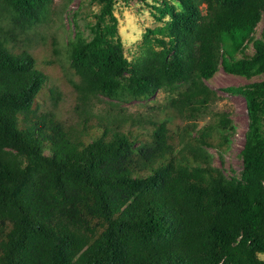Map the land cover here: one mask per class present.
<instances>
[{"label": "trees", "instance_id": "trees-1", "mask_svg": "<svg viewBox=\"0 0 264 264\" xmlns=\"http://www.w3.org/2000/svg\"><path fill=\"white\" fill-rule=\"evenodd\" d=\"M50 1L0 0V264H264V81L226 89L248 118L238 181L212 164L235 126L206 84L264 74V0H153L134 61L116 0L37 59L24 36ZM159 90V109L119 107Z\"/></svg>", "mask_w": 264, "mask_h": 264}, {"label": "rangeland", "instance_id": "rangeland-1", "mask_svg": "<svg viewBox=\"0 0 264 264\" xmlns=\"http://www.w3.org/2000/svg\"><path fill=\"white\" fill-rule=\"evenodd\" d=\"M104 0H51L44 18L24 36L30 41L32 54L37 59H42L48 53V48L56 47L60 54H66L68 42H72L78 35L89 38V28L96 22V16L104 5ZM153 0H116L113 14L118 21V33L123 45V54L128 61H134L140 52L147 30L161 27L162 22L155 20L150 5ZM264 24V11L262 19L256 28L255 36L258 37ZM251 46L243 54H238L235 61H247L252 58ZM62 70L67 74L68 62L62 55L59 61ZM264 81V74L250 77L229 74L222 67L218 69L214 77L207 82V86L214 91L218 99L212 105L213 113L226 112L235 126V132L231 138L229 150L220 157L214 150L209 149L212 155V164L228 180L240 179L242 160L239 152L243 145L244 135L247 130L248 118L244 100L239 95H233L226 91L227 88L245 86L254 82ZM72 94L67 93L63 99V105H68ZM168 93L159 90L155 96L144 102H131L120 104L119 107L129 113H147L163 107ZM99 107L106 108L109 101L102 99ZM212 120L207 116L198 122V126Z\"/></svg>", "mask_w": 264, "mask_h": 264}]
</instances>
